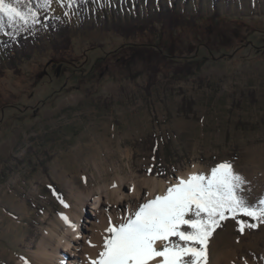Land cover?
Masks as SVG:
<instances>
[{
  "label": "rangeland",
  "instance_id": "rangeland-1",
  "mask_svg": "<svg viewBox=\"0 0 264 264\" xmlns=\"http://www.w3.org/2000/svg\"><path fill=\"white\" fill-rule=\"evenodd\" d=\"M38 5L71 42L36 25L16 67L0 60V264H36L60 200L76 210L117 174L228 162L248 202L264 199V0ZM167 10L192 22L149 23ZM237 219L258 226L241 233ZM237 219L215 230L206 264H264V223Z\"/></svg>",
  "mask_w": 264,
  "mask_h": 264
},
{
  "label": "snow or ice",
  "instance_id": "snow-or-ice-1",
  "mask_svg": "<svg viewBox=\"0 0 264 264\" xmlns=\"http://www.w3.org/2000/svg\"><path fill=\"white\" fill-rule=\"evenodd\" d=\"M52 2L40 0V6L50 10ZM21 3L0 0V22L6 18L13 27L39 23V10L30 3L22 8ZM245 183L228 162L216 164L208 174L177 177L162 194L142 197V203H134L115 222L108 216L102 250L90 264H206L209 239L222 221L243 215L264 223V199L250 204L243 194ZM60 217L75 228L66 215ZM237 223L241 233L258 226L240 219Z\"/></svg>",
  "mask_w": 264,
  "mask_h": 264
},
{
  "label": "bare ground",
  "instance_id": "bare-ground-1",
  "mask_svg": "<svg viewBox=\"0 0 264 264\" xmlns=\"http://www.w3.org/2000/svg\"><path fill=\"white\" fill-rule=\"evenodd\" d=\"M200 167L201 164L195 163L169 179L155 175L133 174L128 177L117 174L111 182L99 183L85 190L79 198L81 206H75L76 210L68 206L63 213L75 228L66 224L59 214L52 221V226L45 229L36 249L32 250L36 264H90V260L97 258L102 250L108 216H112L115 222L117 217L127 215V210L134 203H142V197L162 194L169 183L176 182L177 177L187 178ZM92 198L93 207L86 212V204ZM21 264H25L24 260Z\"/></svg>",
  "mask_w": 264,
  "mask_h": 264
},
{
  "label": "trees",
  "instance_id": "trees-1",
  "mask_svg": "<svg viewBox=\"0 0 264 264\" xmlns=\"http://www.w3.org/2000/svg\"><path fill=\"white\" fill-rule=\"evenodd\" d=\"M76 4L88 3L93 0H72ZM30 3L31 7L39 10L40 0H22L21 7L24 8ZM153 22H162V26L169 25L170 28H177L191 23L192 19L188 17L181 16L178 13H172L171 10H167V13H161L159 18ZM3 27L0 28V33L4 31H10L13 34V37L0 40V60L7 59L12 67H16L19 63V58L21 57V52H24L26 47L27 39L32 33L34 26L39 25L48 28L50 31L56 32L60 31L61 36L64 40L70 41V34L67 31V28L60 23L57 15H51L48 12L40 13L39 11V23L29 24L22 27H13L8 24L7 19L5 18L2 22ZM164 28V27H163ZM144 28H142V31ZM21 51V52H20ZM161 55L166 56V53H161ZM154 66V65H153ZM0 72H3L0 70ZM245 222H248L247 220Z\"/></svg>",
  "mask_w": 264,
  "mask_h": 264
}]
</instances>
